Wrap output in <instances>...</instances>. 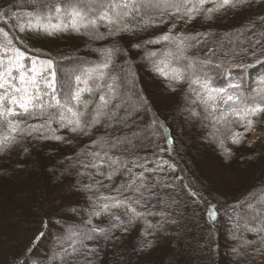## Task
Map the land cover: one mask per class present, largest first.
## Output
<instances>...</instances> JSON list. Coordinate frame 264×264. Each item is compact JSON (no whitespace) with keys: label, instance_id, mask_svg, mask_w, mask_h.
I'll list each match as a JSON object with an SVG mask.
<instances>
[{"label":"trees","instance_id":"1","mask_svg":"<svg viewBox=\"0 0 264 264\" xmlns=\"http://www.w3.org/2000/svg\"><path fill=\"white\" fill-rule=\"evenodd\" d=\"M70 3L0 0V55L7 58L19 49L26 65L37 61L45 68L51 60L52 71L74 81L75 74L102 60V49L118 46L123 51L107 70L115 118L86 132L56 122L39 128L45 122L40 116L12 118L21 119L22 128L36 125L38 131L29 129L30 134L0 147V264H229L227 258L230 264H264V231L244 227L264 228V113L252 117L251 127L235 115L217 123L219 110L213 113L194 103L187 82L165 80L154 70L157 60L165 71L182 66L185 61L175 54L184 41L191 45L186 56L200 63L215 87L239 84L228 93L264 104V0H229L227 5L224 0H158L171 6L163 16L154 15L147 30L102 39L70 28L52 35L35 28L20 31L28 13ZM98 31L106 33L107 27ZM165 34L178 39L143 43ZM103 91L111 95L106 87ZM85 95L90 108L99 103L100 92ZM6 121L0 119V138L12 135ZM116 138H127L128 151H123L125 144L116 149L101 144ZM105 151L132 172L122 169L112 181L99 175L95 179L115 187L143 172L156 186L145 193L147 205L136 206L144 217L126 231H108L109 214L87 224L90 200L116 195L84 187L96 169L83 166L101 163L95 153ZM109 170L101 169L105 176ZM209 209L217 213L215 220L207 215ZM87 227L104 228L107 234H94L72 251L73 234Z\"/></svg>","mask_w":264,"mask_h":264},{"label":"snow or ice","instance_id":"2","mask_svg":"<svg viewBox=\"0 0 264 264\" xmlns=\"http://www.w3.org/2000/svg\"><path fill=\"white\" fill-rule=\"evenodd\" d=\"M244 2L245 0H236V4ZM224 4H229V0H224ZM170 6L153 3L152 0H72V3L66 5H43L42 7L48 9L47 11L36 9L28 13V19L26 23H21L20 31L35 28L38 32L52 35L70 28L76 33H87L92 39H102L105 36H115L122 32L147 30L154 22L153 16H163ZM142 13L143 15H141ZM138 16L140 20L137 19ZM55 21L59 22L55 23ZM102 25L107 27L106 33L98 31ZM3 31L0 29V32ZM4 35L7 37L8 33L5 32ZM177 39L165 34L143 43H160L161 40L175 43ZM187 39L185 38V41ZM12 43V39L7 40L8 45ZM177 47L179 52L175 55L178 60L185 61V63L165 71L160 67V61L157 60L154 62V70L165 80H172L177 84L187 82L189 92L195 96L194 103L199 102L206 110L210 108L213 113L219 110L220 116L217 123L225 120L229 115H235L237 119L246 120L247 126L251 127L252 117H259L261 113H264V104H257L254 99L246 96L228 93V88L238 89L239 84L230 83L228 88L215 87L200 63L186 56L185 53L191 47L190 44L181 41ZM7 51L8 49L5 48V52ZM11 51L14 52V55L7 56V58L5 55H0V119L7 117V127L12 135L0 138V147H7L9 144L15 143L18 135L30 134L29 129L32 132L38 131L36 125L22 128L23 121L21 119L14 120L13 117L40 116L44 117L45 122L39 128L51 127L52 123L56 122L60 127L70 128L73 132H86L105 120L110 121L115 118V113L109 108L115 98V93L113 84L107 82L112 78L111 73L107 70L112 67V58L123 51L118 46L113 45L111 48L102 49L99 53L102 60L94 66H89L80 74H75L74 81L71 77H59L55 71H52L54 62L51 60L46 62V68L37 61L26 65L24 62L26 57L23 52H20L19 49ZM150 55L154 57L157 53L152 52ZM168 55H173V53H168ZM104 87L111 95L104 94ZM94 91L100 92L99 103L90 108L92 101L85 94L90 96ZM220 104L224 107L221 108ZM126 140L127 138H125ZM125 141L116 138L114 141L103 140L101 144H110L112 149H116L121 144H125ZM123 151H128L126 144ZM95 157L99 158L101 163L83 166L96 169L94 173L88 174V179L91 182L84 187L89 191L92 189L99 191L100 188H105L114 191L116 195L102 194L90 200L91 207L87 224L91 225L94 218L103 219L105 214H109L112 222L108 231L119 228L126 231L127 225L136 223L144 217L145 213L137 211L136 206H146L145 193L152 192L156 186L145 180L143 172L139 177H130L129 181L115 187L104 184L103 180L95 179V177L99 175L112 181L113 177L121 173L122 169L128 173H131L132 169L108 156L107 151L104 155L95 153ZM135 166L133 165V167ZM104 167L110 169L106 176L101 171ZM78 174L83 175V173ZM135 193L138 195L134 197ZM114 210L120 211L121 214H116ZM207 215L210 219L215 220L217 213L215 210L209 209ZM152 227L153 225L148 223L147 228L151 229ZM237 227L239 228V225ZM244 227L248 231L257 233L264 231V228H252L247 224ZM97 233L107 234L106 230L100 227H87L83 231L73 234L75 239L70 238L72 251H75L76 246L84 240L93 239L94 234ZM65 252L67 254V250Z\"/></svg>","mask_w":264,"mask_h":264},{"label":"rangeland","instance_id":"3","mask_svg":"<svg viewBox=\"0 0 264 264\" xmlns=\"http://www.w3.org/2000/svg\"><path fill=\"white\" fill-rule=\"evenodd\" d=\"M157 1H158V0H152L153 3H156ZM258 205H260V204H258ZM258 205H257V206H258ZM250 206H252V207L254 208L255 203H254V204H251ZM258 227H259V226H258ZM260 227H264V220L261 221V223H260ZM225 237H226V242H227V243L230 242L229 239L227 238V234H225ZM230 262H231L230 259L227 258V259H226V263H229V264H230Z\"/></svg>","mask_w":264,"mask_h":264}]
</instances>
